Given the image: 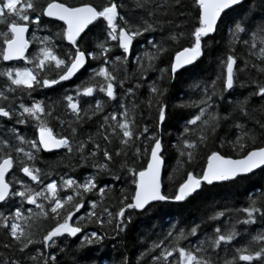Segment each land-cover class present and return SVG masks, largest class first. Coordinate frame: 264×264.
I'll use <instances>...</instances> for the list:
<instances>
[{
	"label": "snow or ice",
	"instance_id": "6c2138e0",
	"mask_svg": "<svg viewBox=\"0 0 264 264\" xmlns=\"http://www.w3.org/2000/svg\"><path fill=\"white\" fill-rule=\"evenodd\" d=\"M178 0H136V7L143 10L145 15L138 21H131L122 15L118 8H123V4H117L114 0H106V3L94 5L91 2L81 3L79 6L65 3L64 0H0V25L6 24V30L0 31V61H24L25 65L32 67H6L0 69V77L6 78L3 91H0V121L15 119L17 124L23 125L28 119L36 122L37 138L28 140L18 134L15 127L0 129V204L9 200L19 198L20 206L15 207L11 213L0 212V229L4 230L5 241L2 247L12 252L11 257L0 258V264H57V257L49 252V249L60 248L57 241L61 238H77L84 229L80 224H72L70 221L85 206V195L96 191V195L102 200L105 186H99L98 177L102 174H109L113 180H119V176L111 171L112 165L116 163L115 158L121 157L120 167L126 169L133 177L135 185L134 194L125 196L124 203L119 211L113 216L107 207H104L98 216L95 209L98 207L97 201L89 199L88 207L92 209L88 216L95 217V223L102 228L105 224L104 214L107 215V224L114 225L116 235L125 232L131 216H126L127 210L135 212L147 211L154 203L184 202L194 194H199L204 185H214L222 182H235L246 177L256 169L264 170V146L254 147L247 150L238 159L227 158L217 151L211 152L207 157V166L203 168L201 175H195L189 171L186 178L179 183L174 196L169 197L161 191V170L165 163L164 145L158 131L149 132V128L144 126L142 130H137L132 117L124 103L119 104V113L111 112L100 116V123L97 133L89 136L86 141L75 139L77 127L83 119L92 120L94 116H99L103 112L102 102L95 100V107L82 108L81 98L93 97L99 91L103 93L109 101L117 99L114 82L117 75L110 71L106 65L110 59L113 60V67L116 62L126 63L130 56V49L135 38L148 32H161L158 41L148 40L147 44L155 49L153 53H145L150 63L146 68L140 67L139 78L144 79L147 71L153 68V61L167 52L166 45L169 41L175 43L184 36L182 31H172L174 21L168 18V10L175 7ZM247 3V7L245 4ZM198 10V24L191 32V44L176 51L170 63V73L172 78L180 70L193 68L204 55V41L210 38L223 24L227 29L230 39L227 41V51L222 55L219 64L223 69L222 91L223 93L234 90L237 87H252L248 96L238 98L236 101L229 100L231 110L221 115L214 105L209 103L216 93L218 76L211 81L205 89V96L198 102L181 105L182 107H196L198 111L185 120V127L180 134V144L178 149V159L187 158L191 162L200 145L204 144L210 135H214L221 127V121L232 122L233 127L239 130L244 129V125L237 122L235 115L245 119L249 118V108L255 110L257 107L264 113V103L253 106L251 98L256 97L264 102V79L251 78V71H255L258 76L264 77V0H194ZM44 18H48L57 25L58 31L50 35L38 37L36 31L41 30L40 25ZM119 20L120 23H117ZM105 25L106 41L116 42V46L122 50V57L111 58L107 54L112 51V47L106 46L104 42L97 43L93 50H86L81 46L82 34L87 35L86 30L95 23ZM32 28V39H26V33ZM175 28L179 29L178 25ZM167 31L165 37L163 33ZM250 36L253 43L251 47H257L255 41L259 38V53L256 60L261 64H249L247 60L243 66L237 67L238 58L234 54L237 43L244 46L249 45L248 39H241V36ZM66 42V45H57L55 41ZM37 44V49L30 56L25 53L30 44ZM102 61L98 67L89 69L91 75L89 82L82 81L76 86L75 95L65 94L63 103L68 112L71 113L72 120L68 121L70 136L58 135L49 126L47 117H54L55 105L45 104L44 101L33 100L29 105L22 101L17 106L13 97L10 100L7 93H16L21 90L27 91L31 97V92L36 88H51L63 81H69L77 75L89 61ZM133 63H136L133 61ZM161 73L165 69H159ZM55 75H50L49 73ZM248 73L244 80L240 79L242 74ZM102 78L99 85L91 83L95 78ZM123 87L124 80L119 81ZM140 86L139 82L127 88L126 95H134V89ZM211 88V94L208 93ZM149 92L153 94L154 100H149V107L153 102L157 109L156 127L166 120L167 105L163 101L166 94L165 89L158 88L155 84L149 87ZM59 103V102H58ZM19 109V111L17 110ZM91 112V114H89ZM83 113V115H82ZM61 125L64 120L59 121ZM261 133L264 134V122L256 121ZM195 126L199 135L196 139H188L187 135ZM113 137L118 140L119 147L110 150ZM255 142V131L244 130V135L237 136L234 143L239 151H244V139ZM75 144V148L73 145ZM90 145V147H89ZM143 145V149L141 148ZM176 147V145H173ZM66 149L69 154L79 152L81 161L91 160L95 173L86 177L83 182H77L69 177L61 178L58 184L55 179L44 184L43 178L46 173L35 166L37 153L41 150L50 152L53 150ZM15 153V156L13 155ZM145 156L146 167L137 170L128 166V159L138 160ZM18 167L23 177H27L32 185H41L39 190H35L23 179H18L15 175L11 179H6L14 169ZM18 186V187H14ZM60 193H63L61 195ZM47 202V205L43 203ZM32 205L38 210L33 212L32 208L27 209V215L22 208L24 205ZM242 211L246 218L237 220L236 223L245 225L254 224L257 216L264 217V199H251L249 205L243 207ZM50 214V215H49ZM228 214V211H219L210 216V220H217ZM36 217L50 218L56 221L55 225L37 239L30 223ZM83 223V218H80ZM199 225L191 227L185 233L180 229L178 234H173L169 230L164 239L153 242L146 250L147 253L158 251V254L151 256L152 264H264V234H256L251 240L230 252V249L223 248L224 256H220L222 245H232V242L240 235L235 229L221 230L217 226L213 234L199 240L198 244L190 247L179 246L182 240L189 236L198 234ZM105 235L96 231L88 235H83L77 245L78 250L86 246L102 244ZM166 241L168 243L166 244ZM42 245L35 248L33 252L30 246ZM65 252L66 248H60ZM17 254L22 259L16 258ZM146 253H140L144 256ZM178 254V262L174 259ZM231 256V258H229ZM139 258V257H138ZM121 264H128L127 258H123Z\"/></svg>",
	"mask_w": 264,
	"mask_h": 264
},
{
	"label": "trees",
	"instance_id": "16d2710c",
	"mask_svg": "<svg viewBox=\"0 0 264 264\" xmlns=\"http://www.w3.org/2000/svg\"><path fill=\"white\" fill-rule=\"evenodd\" d=\"M26 2V0H24ZM45 0H40V3H44ZM65 3L72 5H80L81 3L91 2L94 5H101L106 3V0H64ZM118 5L123 4V8H118V11L131 21H138L140 17L144 16L143 10L136 7V0H114ZM161 3L164 0H160ZM247 7V3L245 4ZM168 18L174 21L172 31H182L184 36L181 37L175 43L169 41L166 45L167 52L162 54L159 58L153 61V68L147 71V75L144 79L139 78L140 67L146 68L150 63L145 53H153L155 49H152L148 44V40L158 41L161 38V32L158 29L156 32H148L144 35L134 39L131 54L126 63L116 62L115 68L113 67V60L110 59L109 64L106 67L110 71H113L117 75V81L114 82V89L117 99L109 101L107 97L99 91L94 93L93 97L81 98L82 108L95 107V100L99 99L102 102L103 112L99 116H94L92 120L86 118L82 120L80 125H74L77 127V135L75 137L78 141H86L89 136H94L97 133V129L100 123V116L107 115L111 112L119 113V104L122 102L126 105L129 115L134 121V125L137 130H142L144 126L149 128V132L158 131L162 143L164 145V173H163V193L169 197L174 196L179 183L186 178V173L191 171L195 175H201L203 168L206 166L207 157L211 152L217 151L224 156L241 157L247 150H251L254 147L264 146V134L256 124L259 120L264 122V113H262L257 107L255 110L249 108V118L239 116L237 112L235 119L237 122L244 125L243 130L233 127L232 122L221 121V127L214 135H210L206 142L199 146L194 158L191 162L187 161V158L178 159V149L182 147L180 144V134L185 127V120L198 111L196 107H182L184 104H191L192 102H198L205 96V89L211 84V81L218 76L220 80L217 82L216 95L209 101L214 105V109L218 110L221 115L228 113L231 110L229 100L236 101L238 98L248 96L252 91V87H237L234 90L223 93V98L220 97L222 91V79L223 69L219 64V60L222 55L227 51V41L230 39L229 33L223 24L219 25L217 31L204 41V55L197 62L196 66L188 68V70H181L172 78L170 73V63L173 59L176 51L181 50L183 47H188L191 44V32L198 24V10L194 4V0H178L175 3L174 8L168 10ZM60 22L53 23L48 18H44L40 25L39 31H36L35 35L43 37L50 35L52 32L58 31L57 25ZM117 23H120L119 20ZM175 25L179 26V29L175 28ZM90 30H87V35H82L83 40L81 46L86 50H93L95 45L100 42H104L106 46L112 47V51L107 55L111 58L116 56L122 57V50L116 46V42L106 41L105 25L97 22L94 25L89 26ZM6 30V24L0 25V31ZM33 30L30 26L28 33V39L31 40ZM163 35L166 37L168 32L165 31ZM241 39H248L249 45L244 46L240 43L236 44L235 55L238 58L237 67L243 66L245 60L249 64L256 63L261 64V61L256 60V54L259 53V38L255 41L257 47L253 49L251 44L253 41L250 36H241ZM57 45H66V42L55 41ZM37 44L33 43L28 50L27 56L36 51ZM135 61L136 63H133ZM102 61L92 60L89 61L87 66L78 75L67 82H60L51 88H36L31 92V97L27 95V91L24 90L21 94V90L16 93H7L10 100L13 97L15 103L18 106L22 101L25 105H29L33 100L44 101L45 104L55 105L54 117H47L49 120V126L53 128L54 133L58 135L70 136V129L68 121L72 120L71 113L68 112L63 103V96L65 94L75 95V89L77 85H80L82 81L89 82L88 77L91 75L89 69L96 68ZM32 67V65H25L24 61L3 62L0 61V69L6 67ZM165 69L163 73L159 69ZM55 75L54 73H49ZM251 78L264 79V77L258 76L255 71H251ZM248 76V73L240 76L241 80H244ZM123 79V87H120L119 81ZM6 82V78L0 77V91H3V85ZM99 85L102 83V78H95L90 81ZM139 82L140 86L134 89V95H126V90L129 87L136 85ZM155 84L158 88L165 89L166 94L163 97L166 108V120L159 129L156 127L157 122V109L153 102L152 107H149V100L153 99V94L149 92V87ZM212 89L208 88V93L211 94ZM59 102V103H58ZM0 103H4L0 101ZM264 102L259 101L258 98L252 97L251 104L258 106ZM19 111V109H17ZM91 114V112H89ZM83 115V113H82ZM60 120H64L63 125L60 124ZM15 127L18 134L27 138L28 140H34L37 138L36 122L28 119L23 125L17 124L15 119L0 121V129ZM192 131L187 135L188 139H196L199 135L195 126H189ZM244 130L255 131V142L253 143L247 138L244 139L245 149L239 151L235 147L234 143L229 141H235L237 136L244 135ZM176 145V147H173ZM75 148V144L73 145ZM90 147V145H89ZM119 147L118 140L113 137V143L110 146V150H114ZM143 149V145H141ZM15 156V153H13ZM81 154L74 152L69 154L66 149L61 148L60 151L45 152L41 150L37 153V159L35 166L39 167L46 173L43 178L44 184L55 179L59 184L61 178H73L78 183L94 174L95 169L92 166V161H81ZM121 157H116V163L112 165L111 171L118 175L119 180H113L111 175L102 174L98 177L99 186H105L106 192L101 200L94 190L92 193L85 195V206L81 208L80 212L76 214L70 223L80 224L84 231L77 238H64L61 237L57 243L60 248H66L65 252H61L60 248L49 249L53 255L57 257V264H121L123 258H127L128 264H152L151 256L158 254L157 250L153 253H147L146 250L153 242H159L164 239L169 230L173 231V234H178L180 229H184L185 233L191 227L199 225L198 234L196 236H189L186 240H182L179 246L190 247L191 245L198 244L199 240L204 239L206 236L212 235L213 230L219 226L222 231L226 228L231 229L235 225V229L240 235L232 242V245H222L220 249V256H224L223 248L227 247L231 251H234L236 247L244 245L251 240V237L256 234H264V217L257 216L254 224L245 225L243 223H236L237 220H243L246 218L245 214L240 211L243 207L249 205L251 199L261 200L264 199V170H259L244 178H240L235 182H222L214 185H204L199 194H194L182 203L173 202H159L154 203L147 211L135 212L133 210H127L125 215L131 216V223L128 224L125 232L120 235H116L113 230L114 225L107 224V215L104 214L105 224L102 228L96 224L95 217L88 216V213L92 211L88 207L87 201L89 199L96 200L98 207L95 212L99 216L104 207H107L113 216L119 211L123 205L121 201L127 203L129 201L124 200V197H131L135 191V185L133 183V177L127 172L126 169L120 167L122 162ZM128 166L134 167L139 170L141 167H146L145 156L142 155L140 159L133 161L128 159ZM15 175L18 179H23L27 184L32 186L35 190H39L41 185H32L28 181L27 177H23V174L19 172L18 167H14L13 171L8 175L7 179H11V176ZM18 187V186H14ZM63 195V193H60ZM47 205L46 201H43ZM20 206L19 198L9 200L7 203L0 204V212L9 214L15 208ZM31 207L33 212L38 210L35 206L24 205L22 211L27 215V209ZM228 211L224 217L217 220H210L209 217L219 211ZM50 215V214H49ZM80 218H83L81 223ZM32 224V230L36 234L37 239H42V236L46 234L56 223V221L50 218L36 217L30 221ZM96 231L98 234L105 235V239L102 244L93 246H86L82 250L77 249L80 239L83 235H88L91 232ZM6 237L4 230L0 229V258L11 257L12 252L2 247V243ZM168 241H166V244ZM41 248L44 251L42 245L38 244L30 246L32 251L35 248ZM140 253H146L144 256H140ZM139 257V258H138ZM16 258L22 259L18 254ZM231 258V256H229ZM174 259L178 262V254ZM25 264H31L30 261H26ZM40 264H43L41 259ZM258 264V262H254Z\"/></svg>",
	"mask_w": 264,
	"mask_h": 264
},
{
	"label": "water",
	"instance_id": "95a60500",
	"mask_svg": "<svg viewBox=\"0 0 264 264\" xmlns=\"http://www.w3.org/2000/svg\"><path fill=\"white\" fill-rule=\"evenodd\" d=\"M77 6H79V5H77ZM29 30H30V28H29ZM87 31V30H86ZM29 33V32H28ZM28 33H26V39H28L29 37H28ZM83 35V34H82ZM134 42V41H133ZM30 46H31V44H30ZM30 46H29V49H30ZM132 46H133V44H132ZM28 49V50H29ZM28 50L26 51V53H25V55L27 56V53H28ZM131 50H132V47H131V49H130V54H131ZM9 62H14V61H9ZM8 62V63H9ZM87 66V65H86ZM85 66V67H86ZM189 67H191V66H189ZM84 69V68H83ZM83 69H81V71H83ZM80 71V72H81ZM181 71V70H180ZM179 71V72H180ZM80 72H78L77 73V75L80 73ZM74 78V77H73ZM63 82H67V81H63ZM61 149H59V150H53V151H50V152H48V153H51V152H55V151H60ZM211 154V153H210ZM221 154V153H220ZM225 157H227V158H232V159H238V158H240V157H231V156H225ZM164 165H165V163H164ZM164 165H163V167H164ZM206 166H207V163H206ZM205 166V167H206ZM162 167V170H161V191H163V183H162V179H163V173H164V168ZM259 170H261V169H256L253 173H255V172H257V171H259ZM253 173H251V174H253ZM251 174H248V175H251ZM247 175V176H248ZM7 177L8 176H6V179H7ZM167 202V201H166ZM168 202H173V203H182V202H174V201H172V200H169ZM162 203V202H161ZM78 235H80V234H78Z\"/></svg>",
	"mask_w": 264,
	"mask_h": 264
}]
</instances>
